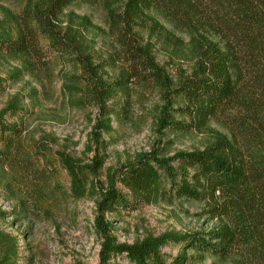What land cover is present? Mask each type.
Masks as SVG:
<instances>
[{"label":"trees","instance_id":"trees-1","mask_svg":"<svg viewBox=\"0 0 264 264\" xmlns=\"http://www.w3.org/2000/svg\"><path fill=\"white\" fill-rule=\"evenodd\" d=\"M28 1L15 20L19 29L0 33V58L38 55L44 38L54 59L70 67L65 98L98 111L87 145L94 157L84 162L59 152L57 160L69 177L70 198L95 202L100 264H120V258L130 264L209 258L264 264V0H47L41 10ZM78 3L101 5L106 30L71 12ZM178 34L189 38L192 65L170 73L158 52H180L184 41ZM137 86L159 92L158 134L201 133L220 118L235 119L238 127L213 134L203 150L190 152L173 153L170 138L158 139L148 153L108 169L101 182V152L109 147L103 136L114 132V120L129 121ZM30 118L13 101L0 111V171L22 170L50 182L52 169H39L50 164L46 146L24 144ZM176 200L202 205L216 225L207 233L168 232L125 245L105 221L107 215ZM27 215L0 211V222ZM169 246L179 249L177 256L165 255ZM21 254L19 238L0 227V264H20Z\"/></svg>","mask_w":264,"mask_h":264},{"label":"rangeland","instance_id":"rangeland-1","mask_svg":"<svg viewBox=\"0 0 264 264\" xmlns=\"http://www.w3.org/2000/svg\"><path fill=\"white\" fill-rule=\"evenodd\" d=\"M36 9L47 0H32ZM28 0H0V33L16 32L15 23ZM76 15L90 18L95 26L106 30V13L101 5L78 3L71 9ZM68 15V11L66 12ZM184 45L180 52L170 55L159 50L158 59L170 73L181 68L189 71L191 63L189 38L178 34ZM48 43L41 40L38 55L0 58V111L10 102H17L31 115L26 122L24 144L32 149L45 145L48 150L49 166L40 163L44 174L51 171L50 182L35 179L31 172L11 169L0 171V211L3 213H30L16 222V216H9L0 222V227L19 238L22 246L20 264H100L103 240L95 227L97 216L93 199L75 201L70 198V180L60 167L57 154L65 152L76 159L88 162L94 153L87 151L88 140L99 115L92 105L78 106L64 95V76L70 67L55 60L47 50ZM112 78L115 73L111 72ZM129 121L114 120V132L103 136L109 147L101 152L104 170L100 181H105L108 169L133 162L137 155L148 153L158 139L170 138L172 151L203 150L213 142V134L228 135L238 121L220 118L210 129L192 134H158L155 118L161 105L159 92L155 88L137 86ZM260 99H256L259 102ZM14 122V120H10ZM51 166V167H50ZM49 178V177H48ZM21 201H24L25 206ZM25 208V211L23 210ZM202 205L176 200L173 205L162 203L146 206L125 215H107L111 235L118 244L133 245L149 236L157 237L168 232L207 233L215 225ZM32 215V216H31ZM179 249L169 246L164 253L175 257ZM120 264H130L118 259ZM198 264H236L233 260L221 262L207 259Z\"/></svg>","mask_w":264,"mask_h":264}]
</instances>
